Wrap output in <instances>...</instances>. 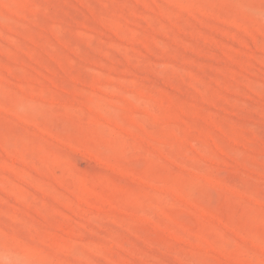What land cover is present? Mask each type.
I'll list each match as a JSON object with an SVG mask.
<instances>
[{
    "label": "rangeland",
    "instance_id": "1",
    "mask_svg": "<svg viewBox=\"0 0 264 264\" xmlns=\"http://www.w3.org/2000/svg\"><path fill=\"white\" fill-rule=\"evenodd\" d=\"M0 264H264V0H0Z\"/></svg>",
    "mask_w": 264,
    "mask_h": 264
}]
</instances>
